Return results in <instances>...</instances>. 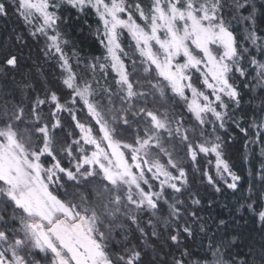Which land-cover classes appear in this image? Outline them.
<instances>
[{
  "label": "snow or ice",
  "instance_id": "snow-or-ice-1",
  "mask_svg": "<svg viewBox=\"0 0 264 264\" xmlns=\"http://www.w3.org/2000/svg\"><path fill=\"white\" fill-rule=\"evenodd\" d=\"M0 264H264V0H0Z\"/></svg>",
  "mask_w": 264,
  "mask_h": 264
},
{
  "label": "trees",
  "instance_id": "trees-1",
  "mask_svg": "<svg viewBox=\"0 0 264 264\" xmlns=\"http://www.w3.org/2000/svg\"><path fill=\"white\" fill-rule=\"evenodd\" d=\"M74 38L77 40L78 44L85 48L86 51L91 49L93 43L92 34L88 33L87 31H84L83 33L77 31L74 35Z\"/></svg>",
  "mask_w": 264,
  "mask_h": 264
}]
</instances>
